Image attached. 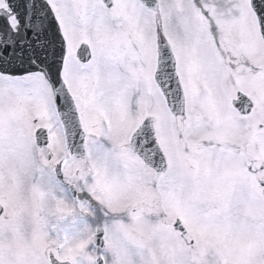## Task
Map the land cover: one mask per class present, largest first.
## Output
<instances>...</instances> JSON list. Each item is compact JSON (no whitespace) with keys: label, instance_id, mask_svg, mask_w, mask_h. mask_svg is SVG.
Wrapping results in <instances>:
<instances>
[{"label":"snow or ice","instance_id":"obj_1","mask_svg":"<svg viewBox=\"0 0 264 264\" xmlns=\"http://www.w3.org/2000/svg\"><path fill=\"white\" fill-rule=\"evenodd\" d=\"M0 264H264V0H0Z\"/></svg>","mask_w":264,"mask_h":264}]
</instances>
